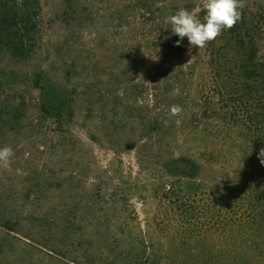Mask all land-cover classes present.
Masks as SVG:
<instances>
[{"label": "rangeland", "instance_id": "rangeland-1", "mask_svg": "<svg viewBox=\"0 0 264 264\" xmlns=\"http://www.w3.org/2000/svg\"><path fill=\"white\" fill-rule=\"evenodd\" d=\"M75 1L77 15L54 22L59 0H42L41 49L0 65V147L14 150L0 167V264H160L154 181L215 144L214 124L190 120L206 51L177 46L127 0ZM180 8L197 14L200 0L163 13Z\"/></svg>", "mask_w": 264, "mask_h": 264}, {"label": "trees", "instance_id": "trees-1", "mask_svg": "<svg viewBox=\"0 0 264 264\" xmlns=\"http://www.w3.org/2000/svg\"><path fill=\"white\" fill-rule=\"evenodd\" d=\"M127 1L144 22L164 23L166 0ZM76 2L59 0L54 22L77 15ZM245 3L237 25L205 47L198 75L191 125L214 124L215 144L204 147L199 163L171 159L167 175L154 181L152 225L163 240L162 264H264V165L257 156L264 148V8ZM44 6L0 0V65L27 62L41 49ZM204 14L200 8L198 17ZM233 137L239 144L229 153ZM229 158L233 165L222 171Z\"/></svg>", "mask_w": 264, "mask_h": 264}, {"label": "clouds", "instance_id": "clouds-1", "mask_svg": "<svg viewBox=\"0 0 264 264\" xmlns=\"http://www.w3.org/2000/svg\"><path fill=\"white\" fill-rule=\"evenodd\" d=\"M200 4L205 13L202 19L188 8H180L174 14L164 18L166 28L171 29L172 35L179 37L176 41L177 46L186 37L190 48H205L225 30L235 27L241 20L243 9L246 7L245 0H200ZM182 112V106L173 104L170 107L169 116L177 117ZM13 156L14 150L11 146L0 147V167H9ZM257 156L260 163L264 165V148L259 150Z\"/></svg>", "mask_w": 264, "mask_h": 264}]
</instances>
